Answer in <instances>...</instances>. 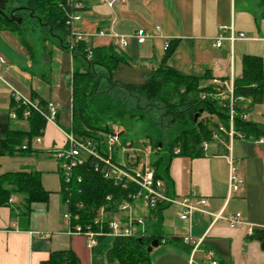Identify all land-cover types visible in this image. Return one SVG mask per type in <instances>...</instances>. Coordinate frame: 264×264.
<instances>
[{
  "label": "crops",
  "instance_id": "obj_1",
  "mask_svg": "<svg viewBox=\"0 0 264 264\" xmlns=\"http://www.w3.org/2000/svg\"><path fill=\"white\" fill-rule=\"evenodd\" d=\"M69 27L72 33L84 35L91 47L112 45L115 35L128 37L120 51L130 61L111 72L118 83H144L172 40L177 42L166 66L183 76L201 77L202 84L241 77L244 55L260 58L264 76V0H114L112 4L82 0L80 19ZM138 29L151 36L138 43L134 37ZM231 30L245 37L224 38L216 46L218 35L227 37ZM50 39L40 45L26 39L24 44L14 32L0 28V112H10L14 97L60 104L56 119H44L39 135L33 137V152L0 155V174L34 170L49 192L45 201L30 203L28 216L20 212L21 194H13L0 206V264H40L51 252L65 250L74 253L80 264H108L111 237L88 247L85 237L70 233L62 218L66 206L52 150L65 144L71 122V74L78 63L60 40ZM248 107L247 120L264 127V86L261 100ZM28 117L11 119L9 127L28 130ZM38 136L40 142L35 141ZM207 143L202 156L170 159L168 196L184 199L197 209L181 219L180 204L164 206L163 236L148 252L147 264H209L210 259L216 264H264L260 243L246 239L252 230H264V143L240 133L228 145L230 149L222 139ZM230 158L243 183L228 195ZM138 213L145 219L148 210ZM235 213L239 215L231 225L228 219ZM187 235L200 239L196 248L183 241Z\"/></svg>",
  "mask_w": 264,
  "mask_h": 264
},
{
  "label": "trees",
  "instance_id": "obj_2",
  "mask_svg": "<svg viewBox=\"0 0 264 264\" xmlns=\"http://www.w3.org/2000/svg\"><path fill=\"white\" fill-rule=\"evenodd\" d=\"M71 0H7L5 12L17 6L16 16L21 21L8 20L0 15V28L14 32L24 44L22 24L27 15L32 17L37 25L46 30V35L61 41V46L67 49L66 37L70 33L66 17L71 11ZM30 15V16H29ZM40 19V21H39ZM46 40V37H43ZM177 40L167 43L160 64L154 69L142 84H122L112 80L111 72L121 62L128 59L115 44L106 47H91V55L87 57L84 41H77L71 50L74 64L71 74V122L66 131L71 132L81 140L103 142L108 135L121 136L123 132L115 133L111 125L101 123V118L113 119L123 123L126 117L142 118V130L148 138L149 146L153 150L149 155V166L153 169L154 177L162 180V189L169 194L171 180L169 177V162L175 155L202 156V143L211 142L212 131L219 123L228 128V109L225 86L211 81L202 84V78L187 77L166 66L165 62L172 53ZM60 45V44H59ZM103 70H101V69ZM203 78H208L204 75ZM226 80H221L224 82ZM264 76L261 60L257 56L244 55L242 58L241 77L233 79V95L249 98L246 109L236 105L233 119V129L245 137L263 138L264 127L243 120L240 114L248 113L249 105L257 103L262 98ZM118 91L121 96H118ZM204 93V97H202ZM33 101V100H32ZM35 102V101H34ZM40 107L44 102L37 101ZM217 105L221 107H217ZM9 109L16 112V118L21 119L24 105L12 101ZM144 107L146 111L138 114V109ZM202 109L217 116V121L209 123L197 117L196 112ZM137 110V111H136ZM201 112V113H202ZM159 113V114H158ZM200 113V114H201ZM8 112H0V155H27L34 150L31 147L33 137L39 135L44 118L35 110L30 109L29 129H11ZM236 136V135H235ZM225 142L227 135L220 134ZM121 145L135 147L133 143H126L121 138ZM26 148H22V145ZM102 153V151H101ZM112 160L116 158L111 156ZM104 163L102 160L88 156L81 165L72 170L70 181L66 182L60 172L61 198L68 201V207L77 213L81 223L89 221L96 209L106 205V209L116 211L119 201H130V195L135 193L138 185L126 181L125 185L114 184L103 177ZM22 195L21 215L28 216L30 203L45 201L48 191L40 184L39 173L30 171L4 172L0 174V206L6 205L13 194ZM109 196V197H108ZM108 197V198H107ZM65 203V202H64ZM167 203L158 202L154 208H149L147 226L143 235H114L111 246L106 251L108 264H147L148 252L146 247L156 239L161 241V212ZM105 235L97 236V240ZM246 239L257 240L264 249V230L254 229L246 235ZM181 241V239H177ZM40 264H80L77 256L71 251H53L48 259Z\"/></svg>",
  "mask_w": 264,
  "mask_h": 264
},
{
  "label": "built area",
  "instance_id": "obj_3",
  "mask_svg": "<svg viewBox=\"0 0 264 264\" xmlns=\"http://www.w3.org/2000/svg\"><path fill=\"white\" fill-rule=\"evenodd\" d=\"M101 2H107L112 4L114 0H100ZM71 11L66 17V24L71 25L73 22L80 19V8L82 6V0H71ZM102 34V31L99 32ZM151 35L143 29H138L134 34V37L138 43H142ZM244 33H233L231 30L227 37L223 34H219L216 38L215 45L219 46L221 40L226 38L230 41L234 39L244 38ZM84 35L81 33H72L70 31L67 49L69 52L74 48L77 41H84ZM114 44L121 48L125 46L128 42V37H123L115 35ZM167 46V44H166ZM165 46V47H166ZM87 57L91 55L90 46H86ZM1 60V59H0ZM211 83L222 84L225 86L226 94L225 99H227V109H228V128L222 123H219L217 128L212 131L211 139L217 140L221 139L220 134L227 135V146L231 144L232 139L237 135L233 129V119L236 114V105L239 102V107L241 109H246L247 102L242 96L233 95V81L221 82L217 79H212ZM204 97V93L201 95ZM15 101L23 104L25 107L22 111L23 117H28L30 114V109L37 111L45 120H55L57 113L60 109V104L55 101H48L43 107L37 102L27 99H21L14 97ZM248 113L243 112L240 114L241 119L247 120ZM9 116L12 119L16 118V112L11 110ZM65 144L62 147H58L52 150V155L58 163L59 171L61 172L64 180L66 182L70 181L72 170L77 166L81 165L84 158L81 157V153L87 156H93L94 158L103 161L104 168L103 177L111 180L115 185L120 184L125 185L126 181H132L138 185V189L135 193L130 195V201L123 200L117 203L116 211H111L106 209V205L100 206L95 210L93 217L86 223H81L79 215L74 213L68 207V201L65 200L64 204L66 206L64 212L62 213L63 220L68 224V231L70 233H77L83 235L86 239L88 247H92L96 241L97 236H114V235H143L146 230V222H144V217L142 215L134 213V205L136 201L141 202V206L145 209L154 208L155 205L162 201L164 203H178L184 209L183 213L180 215L181 219H188L189 214L192 210L197 209L194 206L188 204L184 199L176 200L173 197L168 196L164 193L162 189V180L154 177L153 169L149 166V156L145 154L146 160L143 161L139 156L141 151L139 147H125L118 144L117 136L108 135L105 137L103 142H95L94 140H81L76 138L71 132H67ZM36 142H40V137L35 138ZM260 142H263V138H259ZM207 142L202 143L203 149H206ZM116 145H119V150L123 154L122 162L116 159L112 160V152ZM22 148H26V145H22ZM230 149V146L227 147ZM102 151V153H101ZM131 152V153H130ZM130 153V155H129ZM133 156V157H131ZM229 173H228V195L236 193L242 183V177L238 174L232 165V158L229 160ZM109 197V196H108ZM107 197V198H108ZM8 201H11L9 198ZM239 213H235L230 217L229 223L232 225L235 222V218ZM185 243L192 245V249L196 248L199 244L200 239H194L190 235L183 237ZM209 264H216V261L210 259Z\"/></svg>",
  "mask_w": 264,
  "mask_h": 264
},
{
  "label": "rangeland",
  "instance_id": "obj_4",
  "mask_svg": "<svg viewBox=\"0 0 264 264\" xmlns=\"http://www.w3.org/2000/svg\"><path fill=\"white\" fill-rule=\"evenodd\" d=\"M24 16L26 17V20H24V23L22 24V30L24 32L23 36L25 37V39H27L30 42L32 41L33 44L36 40L38 41L37 43L38 45H40V43L44 41L43 37H46V41H51L50 39L51 37H49V35L48 36L46 35V30L43 27L37 25V23L35 22L36 20H34L30 15H29L30 17H28L27 15ZM38 45L36 47H38ZM118 93H119L118 96L120 97L121 93L119 91ZM217 107H221V106L217 105ZM145 111L146 109H144V107H140L138 109V114L140 113L143 114ZM199 118L204 119V121L207 120V122L209 123L217 121V116L215 114H211L207 112L206 110L200 114ZM99 121L101 123H108L109 125H111L113 132L115 133H119L121 131L123 132V135L121 136L117 135L118 144L122 143L121 138H126V143L129 142V143H133L134 145H138L136 147L140 148L141 151L139 152V156L142 158L143 161L146 160L145 154L146 155L148 154L149 156L151 155L150 153L153 152V150L150 148L148 144L149 143L148 138L145 136V132H143L142 130L143 123L141 117L139 119L136 117L134 118L126 117L122 124H120L119 121H114L113 119L108 120L107 118H101V117ZM118 147L119 145L118 146L116 145V148H114L112 154L116 159L122 162L123 154L120 152ZM81 157L86 159L88 156L84 153H81ZM137 201L134 205V210L135 209L137 210V211L135 210L136 213L145 211V209H143L141 207V204H139ZM144 220H145L144 222H146L147 224L148 222L147 218H145Z\"/></svg>",
  "mask_w": 264,
  "mask_h": 264
},
{
  "label": "water",
  "instance_id": "obj_5",
  "mask_svg": "<svg viewBox=\"0 0 264 264\" xmlns=\"http://www.w3.org/2000/svg\"><path fill=\"white\" fill-rule=\"evenodd\" d=\"M6 3H7V0H0V15L5 16L10 21H15V22H18L19 23L21 21V17H19V16H12V15L11 16H8V15H6L4 13V9H5ZM14 9H18V10L19 9H24V7L18 6V7H15ZM39 21H40V19H39ZM201 112H202V109H199V111L195 113L194 120L197 119V117L200 115ZM157 244H158V240L153 239L149 243V245L146 247V251L149 252L151 250V248L154 247V246H157Z\"/></svg>",
  "mask_w": 264,
  "mask_h": 264
},
{
  "label": "flooded vegetation",
  "instance_id": "obj_6",
  "mask_svg": "<svg viewBox=\"0 0 264 264\" xmlns=\"http://www.w3.org/2000/svg\"><path fill=\"white\" fill-rule=\"evenodd\" d=\"M5 10V9H4ZM18 9H11L6 15H8V16H16V14H15V12L17 11ZM5 12V11H4Z\"/></svg>",
  "mask_w": 264,
  "mask_h": 264
}]
</instances>
